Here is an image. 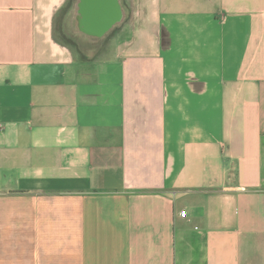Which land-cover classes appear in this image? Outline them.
<instances>
[{
	"label": "crops",
	"instance_id": "crops-1",
	"mask_svg": "<svg viewBox=\"0 0 264 264\" xmlns=\"http://www.w3.org/2000/svg\"><path fill=\"white\" fill-rule=\"evenodd\" d=\"M116 1L0 0V264H264V0Z\"/></svg>",
	"mask_w": 264,
	"mask_h": 264
},
{
	"label": "rangeland",
	"instance_id": "rangeland-1",
	"mask_svg": "<svg viewBox=\"0 0 264 264\" xmlns=\"http://www.w3.org/2000/svg\"><path fill=\"white\" fill-rule=\"evenodd\" d=\"M126 6L129 7L128 0ZM63 10H61V13L57 14L55 17L54 35L55 38L59 40L69 42V45L71 46L73 53L77 58H101L110 56L112 54V47L115 45L118 27L113 28V30L104 35L102 34L103 36L98 34L96 36L89 34L87 35L81 32L77 33L78 31H76L75 26L73 27L69 24V17L62 15Z\"/></svg>",
	"mask_w": 264,
	"mask_h": 264
},
{
	"label": "water",
	"instance_id": "water-1",
	"mask_svg": "<svg viewBox=\"0 0 264 264\" xmlns=\"http://www.w3.org/2000/svg\"><path fill=\"white\" fill-rule=\"evenodd\" d=\"M83 27L95 34L102 35L118 18L116 0H83Z\"/></svg>",
	"mask_w": 264,
	"mask_h": 264
},
{
	"label": "flooded vegetation",
	"instance_id": "flooded-vegetation-1",
	"mask_svg": "<svg viewBox=\"0 0 264 264\" xmlns=\"http://www.w3.org/2000/svg\"><path fill=\"white\" fill-rule=\"evenodd\" d=\"M115 23V22H114ZM114 23L111 24V26L104 32V34L110 30V28L114 25Z\"/></svg>",
	"mask_w": 264,
	"mask_h": 264
},
{
	"label": "bare ground",
	"instance_id": "bare-ground-1",
	"mask_svg": "<svg viewBox=\"0 0 264 264\" xmlns=\"http://www.w3.org/2000/svg\"><path fill=\"white\" fill-rule=\"evenodd\" d=\"M78 21H79V23H80V26H81L83 29H85V28L83 27L82 22H81L80 20H78Z\"/></svg>",
	"mask_w": 264,
	"mask_h": 264
},
{
	"label": "trees",
	"instance_id": "trees-1",
	"mask_svg": "<svg viewBox=\"0 0 264 264\" xmlns=\"http://www.w3.org/2000/svg\"><path fill=\"white\" fill-rule=\"evenodd\" d=\"M62 41V40H61ZM63 43H65V44H67V45H69V42H65V41H62Z\"/></svg>",
	"mask_w": 264,
	"mask_h": 264
}]
</instances>
